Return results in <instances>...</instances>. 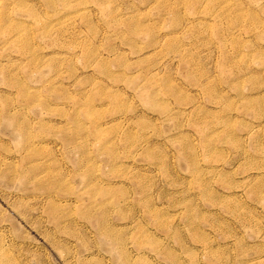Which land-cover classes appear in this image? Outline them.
Returning <instances> with one entry per match:
<instances>
[{"label": "rangeland", "instance_id": "1", "mask_svg": "<svg viewBox=\"0 0 264 264\" xmlns=\"http://www.w3.org/2000/svg\"><path fill=\"white\" fill-rule=\"evenodd\" d=\"M0 264H264V0H0Z\"/></svg>", "mask_w": 264, "mask_h": 264}]
</instances>
